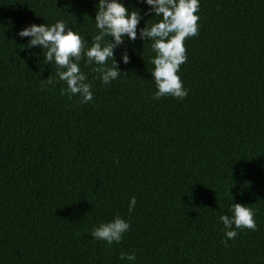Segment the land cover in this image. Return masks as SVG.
Returning <instances> with one entry per match:
<instances>
[{
    "label": "trees",
    "instance_id": "trees-1",
    "mask_svg": "<svg viewBox=\"0 0 264 264\" xmlns=\"http://www.w3.org/2000/svg\"><path fill=\"white\" fill-rule=\"evenodd\" d=\"M122 2L141 10L137 38L115 48L108 85L81 60L94 94L82 104L16 34L62 19L90 47L98 0H0V264H264V0H200L183 100L153 99L155 53L139 30L160 18ZM233 203L257 228L225 246ZM115 216L130 223L121 242L93 238Z\"/></svg>",
    "mask_w": 264,
    "mask_h": 264
},
{
    "label": "clouds",
    "instance_id": "clouds-1",
    "mask_svg": "<svg viewBox=\"0 0 264 264\" xmlns=\"http://www.w3.org/2000/svg\"><path fill=\"white\" fill-rule=\"evenodd\" d=\"M149 7L147 15L159 17L154 23L146 24L139 30L140 39H147L151 43V49L155 53L150 62L154 65L151 77L155 81L156 91L154 100L164 96H172L183 100L188 96V89L183 86L179 73L180 66L187 60L185 40L198 35V12L200 0H143ZM95 28L98 30L92 36L90 47H86L85 38L79 29L73 30L62 19L53 24H31L21 29L16 35L29 37L27 44H23V50L39 47L44 56L43 63L55 64L56 76L66 82L67 88L61 90V95L79 94L80 103H89L93 100V85L88 82L87 75L81 71L80 62L84 59L86 65H95L93 71L99 73V80L108 85L121 75L119 62L115 58V48L125 40H136L138 25L142 19L141 10H129L122 0H98L95 5ZM110 37V40H106ZM39 61L40 53L29 52ZM123 63L129 62V56H122ZM108 61H111L109 66ZM48 83L52 80L49 77ZM136 197L129 201V211L136 206ZM231 215H221L220 222L223 225L227 246L228 240L237 236V229L257 228L255 212L252 208L241 203H233L229 209ZM130 223L120 216L113 220L101 223L94 227L92 236L104 241L111 246L119 244L123 235L129 230ZM120 260L134 261V253H122Z\"/></svg>",
    "mask_w": 264,
    "mask_h": 264
}]
</instances>
